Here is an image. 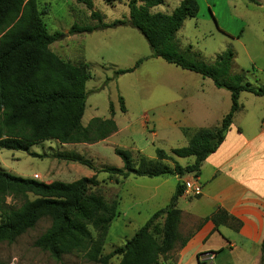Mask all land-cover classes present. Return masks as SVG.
I'll list each match as a JSON object with an SVG mask.
<instances>
[{"label":"rangeland","instance_id":"obj_1","mask_svg":"<svg viewBox=\"0 0 264 264\" xmlns=\"http://www.w3.org/2000/svg\"><path fill=\"white\" fill-rule=\"evenodd\" d=\"M90 1L92 10L77 0H36V4L47 32L62 34L57 42L49 46L50 50L70 64L89 65L91 78L85 85L87 99L82 124L86 125L92 118H110L111 103L117 132L92 145H61L47 141L29 150L42 158L22 151L0 149V170L44 184H69L89 175L92 177L96 172L99 185L92 188L91 192L107 203H118L117 217L109 227L101 252L107 255L123 246L154 212L169 204L177 183V177L174 176L147 178L131 175L126 180L115 176L110 178L101 170L123 166L114 149L130 152L135 166L144 159L171 168L173 163L158 160L155 151L158 149L171 155L172 150L187 146L189 139L183 131L193 134L199 129L219 126L229 111L230 95L224 89L215 88L208 78L203 79L161 59L152 58L146 40L127 24L128 0ZM210 1H215L216 17L212 15L205 0H197L200 6L197 17L186 21L176 35L180 50H189L190 55L206 64L213 63L221 52L230 50L234 54L232 72L242 73L254 87L263 86L264 5L263 9H258L251 5L250 0H235L237 5L232 15L228 12L225 0ZM261 3L264 4V0ZM175 6L176 0H166V4L157 9L169 14ZM91 11L97 13L104 24L114 21H123L125 24L91 33L69 35L74 24L79 27L97 24L91 18ZM248 15L250 17H245ZM242 18L247 21L248 28L242 24ZM222 28L234 32L236 37L230 38ZM141 59V65L132 72L115 75L117 70L132 69ZM119 97L124 102V113L119 109ZM238 103L240 107L243 106V110L235 115L236 125L246 127V122H264V95L258 97L244 92L240 94ZM204 106L212 110L207 120L199 114ZM71 157L87 161L91 169L69 161ZM173 158L181 166L194 161L191 157ZM189 181L186 179L182 182L185 184ZM28 199L32 200L33 197L29 196ZM5 203L13 209L21 205V201L11 197L6 198ZM177 208L192 209L183 200L178 201ZM49 226L50 221L42 219L13 243H0V264H95L87 261L81 253L73 252L55 260L47 252L35 248L34 241ZM197 226L198 223H192L183 215L179 226L182 239L189 236ZM212 242L215 245L217 237ZM119 260L120 257H113L109 264H118ZM159 264L199 263L195 259L181 260L178 244L165 259H160Z\"/></svg>","mask_w":264,"mask_h":264},{"label":"trees","instance_id":"obj_2","mask_svg":"<svg viewBox=\"0 0 264 264\" xmlns=\"http://www.w3.org/2000/svg\"><path fill=\"white\" fill-rule=\"evenodd\" d=\"M77 1L92 10L90 0ZM165 1L128 0L127 24L146 40L152 58L161 59L203 79L208 78L215 88L228 91L229 111L217 127L199 129L193 134L183 131L188 136V144L172 150L171 155L157 149L156 158L171 161V168L144 159L135 166L130 152L114 149L123 164L122 168L106 167L101 172L121 180L131 175L177 177L179 181L169 204L154 212L123 246L102 255L109 227L118 214V203H107L91 192L99 185L96 172L92 177L69 184H44L0 170V243H13L40 220L47 219L50 226L33 245L55 260L76 252L95 264H109L113 257H120L118 264H159L160 259H165L176 245L179 244L180 248L185 246L190 235L182 239L179 232L181 211L177 202L185 188L180 180L187 175L197 177L203 161L222 143L234 114L241 108L238 103L240 94L246 92L261 97L264 85L254 87L242 73L232 72L234 54L230 50L218 54L211 64L197 60L189 50L181 51L175 36L185 20L197 16L198 3L196 0H181L169 14L155 12L154 9L164 6ZM90 15L97 21L95 26L79 27L74 24L69 35L125 24L123 21L104 24L97 13L91 11ZM61 37L59 32H47L36 0H0V149L30 153L33 146L47 141L61 145H92L117 132L111 103L110 118H92L86 126L82 125L87 99L85 85L91 78L89 65H73L54 54L49 46ZM142 62V59L138 60L132 69L117 70L115 75L130 73ZM118 103L124 113L126 110L121 97ZM30 155L42 158L37 154ZM173 157H191L194 161L181 166ZM69 161L90 168V164L79 157H71ZM29 196L33 199H28ZM8 197L18 199L21 205L15 209L7 207L5 200ZM208 220L215 228L221 225L234 228L235 219L221 209L205 219ZM260 249L261 264H264V237Z\"/></svg>","mask_w":264,"mask_h":264},{"label":"crops","instance_id":"obj_3","mask_svg":"<svg viewBox=\"0 0 264 264\" xmlns=\"http://www.w3.org/2000/svg\"><path fill=\"white\" fill-rule=\"evenodd\" d=\"M180 1L176 0L175 7ZM250 1L252 6L263 9L261 0ZM205 3L216 17L215 1L205 0ZM224 3L228 12L234 15L237 5L235 0H225ZM198 7L200 10L199 4ZM154 11L160 10L155 8ZM193 19L185 20L182 26ZM241 22L248 28L247 21L242 18ZM222 30L227 31L224 28ZM226 33L232 39L236 37L234 32ZM242 110L243 106L234 114L222 143L203 161L199 175H187L181 179H190L197 192L190 195L184 193L179 198L192 208L179 209L180 223L183 215L192 223H198L181 248V260L195 259L199 264H261L260 247L264 237V122H246V127L236 125L235 115ZM211 111L210 107L204 106L199 114L207 120ZM218 209L235 219L234 228L223 225L215 228L211 221H205ZM214 237H217L215 245L212 244Z\"/></svg>","mask_w":264,"mask_h":264},{"label":"built area","instance_id":"obj_4","mask_svg":"<svg viewBox=\"0 0 264 264\" xmlns=\"http://www.w3.org/2000/svg\"><path fill=\"white\" fill-rule=\"evenodd\" d=\"M35 178H37V176H34ZM184 193H186V194H194L195 192H197V189H196V187H194V185H193V183L191 182V181H189V182H186L185 184H184Z\"/></svg>","mask_w":264,"mask_h":264}]
</instances>
